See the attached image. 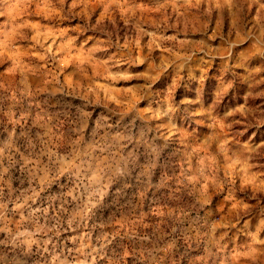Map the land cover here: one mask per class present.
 I'll return each instance as SVG.
<instances>
[{
	"label": "clouds",
	"instance_id": "1",
	"mask_svg": "<svg viewBox=\"0 0 264 264\" xmlns=\"http://www.w3.org/2000/svg\"><path fill=\"white\" fill-rule=\"evenodd\" d=\"M0 264H264V0H0Z\"/></svg>",
	"mask_w": 264,
	"mask_h": 264
}]
</instances>
